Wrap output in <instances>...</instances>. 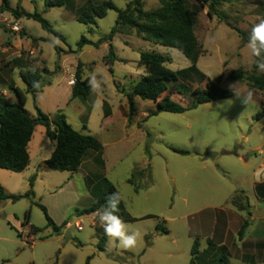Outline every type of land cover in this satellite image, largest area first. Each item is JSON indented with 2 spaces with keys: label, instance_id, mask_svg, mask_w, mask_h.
Returning <instances> with one entry per match:
<instances>
[{
  "label": "rangeland",
  "instance_id": "rangeland-1",
  "mask_svg": "<svg viewBox=\"0 0 264 264\" xmlns=\"http://www.w3.org/2000/svg\"><path fill=\"white\" fill-rule=\"evenodd\" d=\"M9 1L14 8L19 6L26 13L41 14L65 37L62 41L43 30L38 22L16 19L10 12L1 20L10 42L13 38L24 39L23 26L35 40L34 44L39 45L34 55L26 54L42 72L46 86L53 78L55 83L58 82L64 74L68 76L69 85L74 86L79 62L84 64V77L94 72L98 79L102 78L100 94L93 92L86 99H72L71 93L67 95L65 82L54 95L49 93L50 89L35 94V97L25 92V108L32 117H36L39 104L44 112L55 111L58 107L56 113H64L75 130L95 136L102 143L105 170L99 175L105 176L121 194L124 209L117 215L137 230L140 238L135 249L116 248L108 243L97 216L78 215V211L97 202L95 197H102V181L99 188H92L94 183H98L93 170L96 166H86L79 174L46 169L45 173H39L42 178L36 180L35 199L0 204V264H189L194 243H199L200 250L206 247V242L193 237L194 234L198 231L210 234L214 230L213 210L195 212L209 206L215 188L224 186L219 179L222 171L211 164L212 153L240 147L245 150L264 140V93L228 79L229 72L234 69L252 68L253 57L247 48V40L253 24L264 19V0H225L219 7L220 17L210 18L208 8L201 9L195 34L202 47V55L195 70L190 71L191 62L178 50L145 41L134 33L115 35L112 45L117 61L112 65L105 62L109 54L107 41L99 46L86 45L81 52L78 51L77 43L82 37L94 44L99 43L111 33L118 18V13L110 10L95 25H85L76 20L80 9L88 2L101 4L105 1L125 9L135 0H60L63 5L59 6L48 5L58 0ZM142 2L145 10L160 6L159 0ZM188 2L194 5L191 0ZM57 40L59 43H55ZM141 52L169 57L167 68L174 72L187 71L186 76L168 85L160 100L168 97L172 102L187 107L190 101L178 89L183 85L191 89L205 88L209 81L233 96L182 114L160 113L155 116L149 114L156 110V103L136 98V112L130 123L126 94L145 74V67L139 65ZM45 67L48 72L43 71ZM19 83L26 91V85L20 80ZM231 85H236L235 89ZM249 90L254 92L255 102L246 105L235 92L245 94ZM6 100L15 103L17 97L10 91ZM229 100L231 104L226 103ZM244 136H249L248 143L244 142ZM51 143L45 128L37 125L29 148L33 164L37 154L47 153ZM171 148H195L209 157L182 156ZM93 156L90 153L86 160ZM230 161L221 165L241 173L245 171L236 161ZM32 169L33 166L30 172L22 173L0 169V184L9 193L24 194L29 190ZM72 175L74 178L69 183ZM131 179L136 184L138 195L128 184ZM225 181L230 183L228 179ZM146 184L151 187L146 189ZM89 189L93 190V195L87 193ZM37 204L47 209L57 226L71 220L67 230L64 227L60 234H56ZM186 214H190L189 217L182 218ZM27 215L28 225L40 229V233L27 235ZM146 215H150V219L133 221V218ZM158 225L170 233L156 232ZM104 237L106 251L100 252L98 245Z\"/></svg>",
  "mask_w": 264,
  "mask_h": 264
},
{
  "label": "trees",
  "instance_id": "trees-1",
  "mask_svg": "<svg viewBox=\"0 0 264 264\" xmlns=\"http://www.w3.org/2000/svg\"><path fill=\"white\" fill-rule=\"evenodd\" d=\"M194 5L189 4L188 0H159L160 6L154 10H145L142 0H135L127 5L125 9L117 8L112 2L105 1L101 4L88 2L86 6L78 11L76 20L85 25H95L98 19L104 18L108 11L113 10L118 13L115 27L108 36L102 38L99 43H92L85 37H82L77 43L78 51L81 52L86 45L99 46L103 42H109V54L105 57L107 65H112L117 61L114 47L112 45L115 35H131L167 48L178 50L192 64L188 70H195L199 58L202 55V47L195 34L198 23V16L201 9L208 8L207 15L212 18L220 17L219 7L225 0H191ZM49 6L63 5V1L49 2ZM3 8L10 12L16 19L26 18L38 22L42 29L49 34L54 35L62 41L65 37L58 32L54 26L48 22L41 14L21 12L19 9L12 8L7 0H3ZM25 35V33H23ZM170 61L169 57L153 53L141 52L139 65L145 67V74L136 83L133 90L126 94L129 105V122L136 112L135 99L140 98L143 101L156 103V110L152 111L149 116H155L160 113L182 114L188 110L195 109L200 105L216 102L230 98L233 94L223 90L218 84L209 81L205 88L191 89L182 86L178 92L190 101L187 107L180 106L172 102L168 97L160 100L161 96L168 90L171 82L177 81L179 77L186 76L187 71L174 72L166 67ZM84 64L79 62L75 69V84L72 89V99H86L93 92L88 85V77H84ZM43 71L48 72L45 67ZM112 72V68H110ZM20 77L27 85V93L35 95L41 93L46 86L43 82V74L39 70H26L20 73ZM230 81L246 84L250 88L264 93V72L258 71L254 62L251 70L237 68L229 72ZM33 81H39L41 87H33ZM49 85V84H48ZM17 97V102L9 103L5 97L0 94V169L8 170L15 173L24 172L30 165L29 144L32 141L35 128L41 125L45 128L47 138L55 143V150L52 156L45 161L44 165L52 171L75 173L90 153L101 154L103 152L102 143L90 134H85L75 130L68 123L64 113L58 112L51 116L36 107L37 116L32 117L25 108L26 93L17 87H12ZM86 129V126L83 127ZM179 155L187 156L194 152L184 149L171 148ZM35 176L30 179L29 190L20 195L8 193L0 184V203L11 201L17 203L23 199H35L33 191ZM133 183L132 179L129 180ZM113 192V187H109L107 193L90 208L78 211V215H91L96 213L105 203L106 198ZM232 203L240 211L247 213V219L244 221L239 237L242 238L246 229L250 225L251 216L249 200L243 191H238L232 198ZM44 212L48 226L52 227L56 234H60L62 229L67 225L57 226L49 216L47 209L37 204ZM122 202L119 210H123ZM28 215L26 223L28 224ZM131 220V219H130ZM40 229L31 226L33 234L40 233ZM158 232L168 230L157 226ZM105 237L98 245L100 252H105ZM81 246V245H79ZM199 243L195 242L192 248V264L198 255ZM89 263V261H88ZM215 264H228V259L222 255Z\"/></svg>",
  "mask_w": 264,
  "mask_h": 264
},
{
  "label": "crops",
  "instance_id": "crops-1",
  "mask_svg": "<svg viewBox=\"0 0 264 264\" xmlns=\"http://www.w3.org/2000/svg\"><path fill=\"white\" fill-rule=\"evenodd\" d=\"M9 5L12 6L9 0H7ZM3 0H0V94H2L5 99L10 97V91L13 92L12 87L19 88L22 92L27 93V85L23 82L20 77V73L26 70H37L36 64L31 61L30 57L26 54L30 52L32 55L35 54L37 50H39V45H35L33 39L30 38V35L26 32V28H23V32L26 33L24 39L21 38H13L10 42L9 38L6 36V30L4 27V23L1 21L2 18H6L7 11L3 8ZM14 9H19L17 6ZM21 12H25L20 10ZM23 18H20L21 20ZM17 20V23L18 21ZM19 24V23H18ZM20 25V24H19ZM200 59V58H199ZM199 61V60H198ZM64 74V73H63ZM17 76V79H16ZM59 77V76H58ZM23 82L24 86L26 85V91L20 87V83ZM68 76L64 74L62 79L55 83V78H53L51 84L45 86V89H50L49 93L54 95L55 92L60 88V86L65 82V89L67 95L71 93L72 97V89L73 86L68 83ZM25 89V88H24ZM42 92V93H43ZM35 97V95H33ZM7 101V100H6ZM27 102V98H26ZM39 104V107L42 110V107ZM57 107V105H56ZM57 109V110H56ZM55 111L46 110L45 113L48 115H53L57 111H59L58 107ZM43 111V110H42ZM44 112V111H43ZM109 119V118H104ZM35 134V132H34ZM34 140V135L32 141L29 144H32ZM244 142H249V136H244ZM51 146L47 153L39 156L37 154L35 158V163L33 164V157L31 156L30 150V165L24 172H30L31 167L33 166L30 179L35 176V183L40 177L39 173H45L44 170L47 168L44 163L47 161L53 154L55 150V143H51ZM264 140L260 144H257L253 147H248L244 150V148H238L236 150H222L220 152L212 153L211 164L215 165L222 171V177H219L220 181L224 186L216 187L214 193L211 195L209 199V206H205L201 209H198L195 213H202L205 210H213L214 211V230L210 234H202L199 232L194 234L193 237H198L197 239H202L206 242V247L200 250L198 247V255L194 259L192 264H215L222 255H225L228 259V264H264ZM104 150V147H103ZM185 150H189L194 152L190 156H208L202 154L199 150L195 148H187ZM94 156L89 161L84 160L79 170L75 173L71 174H79V172H83L84 168L88 166L89 168L93 164L94 172L98 176V183H94L92 188L94 190L95 187H100V183L103 182V188L101 191V195L108 192L109 187H113L105 176H100L99 173L105 170V162L103 159V152L101 154L92 153ZM209 157V156H208ZM87 158V157H86ZM230 160L236 161L241 167L245 169L242 173L237 172L235 170H230L227 167L222 166V163L231 162ZM96 169V170H95ZM69 173V172H68ZM89 173V172H88ZM42 176V175H41ZM67 179V177H65ZM73 175L68 179V182L71 183L73 180ZM30 179H29V188H30ZM225 179L230 181L226 182ZM102 181V182H101ZM174 183V182H172ZM128 184L133 186L134 194L138 195L139 192L136 188V184L130 183L128 180ZM69 185V184H68ZM146 189L150 188L148 184L145 185ZM10 191V190H9ZM12 191V190H11ZM107 191V192H106ZM116 192H118L115 189ZM243 191L245 196L249 200L250 205V225L246 229L245 234L242 238L239 237V232L244 221L247 219V213L240 211L236 206L232 203V198L236 192ZM12 192H15L14 190ZM9 193V192H8ZM89 194L93 195V190H88ZM12 194V193H10ZM14 194V193H13ZM35 194V192H34ZM36 197V194H35ZM95 201H98L99 197L94 198ZM6 202V201H5ZM123 204V201L121 199ZM219 202L220 204H216ZM3 203V202H1ZM0 203V204H1ZM106 205V203H105ZM190 214H186L182 216V218H188ZM88 217H96V213L91 215H84ZM150 215L143 216L141 218H133V221H141L148 220ZM139 219V220H138ZM71 220H69L70 222ZM83 222V220H81ZM68 222V223H69ZM67 223V225H68ZM94 224V222H92ZM67 225L65 229L67 230ZM27 235L31 236V226L27 224ZM157 232V227H156ZM159 233V232H158ZM170 232L168 231V234ZM191 231L189 230V234ZM157 234V233H156ZM191 263V262H190ZM189 263V264H190Z\"/></svg>",
  "mask_w": 264,
  "mask_h": 264
},
{
  "label": "clouds",
  "instance_id": "clouds-1",
  "mask_svg": "<svg viewBox=\"0 0 264 264\" xmlns=\"http://www.w3.org/2000/svg\"><path fill=\"white\" fill-rule=\"evenodd\" d=\"M55 43H59V41L57 40ZM247 48L250 49L253 62L258 71L264 72V19L253 24L247 40ZM102 83V78L98 79L96 73H89L88 85L92 92L99 95ZM235 86L231 85L230 87L235 89ZM33 87L39 89L41 83L33 81ZM235 93L238 97L242 98V102L246 105L255 102V94L252 90L247 91L245 94ZM226 103L231 104L232 101L229 100ZM121 199L119 192L111 193L106 198V205L96 211V216L103 227L104 234L108 238L110 245L123 250H132L138 244L140 233L137 230H133L130 225L126 224L117 215Z\"/></svg>",
  "mask_w": 264,
  "mask_h": 264
},
{
  "label": "built area",
  "instance_id": "built-area-1",
  "mask_svg": "<svg viewBox=\"0 0 264 264\" xmlns=\"http://www.w3.org/2000/svg\"><path fill=\"white\" fill-rule=\"evenodd\" d=\"M78 228H79V229H81V228H82V226H80V225H79V226H78Z\"/></svg>",
  "mask_w": 264,
  "mask_h": 264
}]
</instances>
